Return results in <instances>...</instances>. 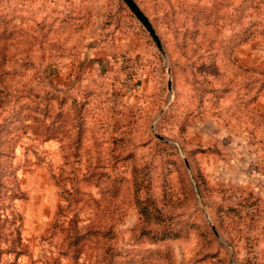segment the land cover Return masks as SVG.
I'll return each mask as SVG.
<instances>
[{
    "label": "rangeland",
    "instance_id": "374dc122",
    "mask_svg": "<svg viewBox=\"0 0 264 264\" xmlns=\"http://www.w3.org/2000/svg\"><path fill=\"white\" fill-rule=\"evenodd\" d=\"M133 1L0 0V264H264V0Z\"/></svg>",
    "mask_w": 264,
    "mask_h": 264
},
{
    "label": "trees",
    "instance_id": "16d2710c",
    "mask_svg": "<svg viewBox=\"0 0 264 264\" xmlns=\"http://www.w3.org/2000/svg\"><path fill=\"white\" fill-rule=\"evenodd\" d=\"M56 185L58 186L59 190H60V194L62 196V198L65 200V202L67 203V206L68 207H71L73 205H76V203L78 202V196H79V193L77 190L74 191V188H69L67 186V182L65 179H62L61 177L58 178L56 180ZM137 192H138V189H137ZM76 193V195H75ZM77 196V197H76ZM135 206L138 210V198L135 200ZM63 210L59 209L58 210V218L56 219V222L58 223H64L62 218H63V214L61 213ZM142 211H145L144 209ZM145 215H147V211L145 212ZM112 226H110L108 229H107V232L110 233V239H112V231H111V228Z\"/></svg>",
    "mask_w": 264,
    "mask_h": 264
},
{
    "label": "water",
    "instance_id": "95a60500",
    "mask_svg": "<svg viewBox=\"0 0 264 264\" xmlns=\"http://www.w3.org/2000/svg\"><path fill=\"white\" fill-rule=\"evenodd\" d=\"M124 4L129 8V10L133 13V15L141 22V24L146 28L150 36L153 38L156 46L160 48V42L150 24L149 20L146 18L144 13L140 10V8L136 5L133 0H121Z\"/></svg>",
    "mask_w": 264,
    "mask_h": 264
}]
</instances>
